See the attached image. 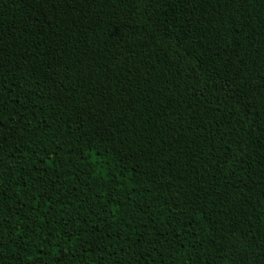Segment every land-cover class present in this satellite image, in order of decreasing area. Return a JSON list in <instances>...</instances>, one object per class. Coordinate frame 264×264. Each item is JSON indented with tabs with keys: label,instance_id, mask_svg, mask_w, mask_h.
I'll use <instances>...</instances> for the list:
<instances>
[{
	"label": "trees",
	"instance_id": "obj_1",
	"mask_svg": "<svg viewBox=\"0 0 264 264\" xmlns=\"http://www.w3.org/2000/svg\"><path fill=\"white\" fill-rule=\"evenodd\" d=\"M0 264H264V0H0Z\"/></svg>",
	"mask_w": 264,
	"mask_h": 264
}]
</instances>
